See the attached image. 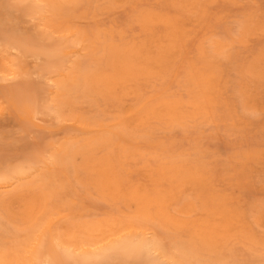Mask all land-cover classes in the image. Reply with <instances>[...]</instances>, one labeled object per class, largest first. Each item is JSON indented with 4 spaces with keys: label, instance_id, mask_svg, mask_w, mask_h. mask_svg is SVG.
Listing matches in <instances>:
<instances>
[{
    "label": "rangeland",
    "instance_id": "1",
    "mask_svg": "<svg viewBox=\"0 0 264 264\" xmlns=\"http://www.w3.org/2000/svg\"><path fill=\"white\" fill-rule=\"evenodd\" d=\"M0 264H264V0H0Z\"/></svg>",
    "mask_w": 264,
    "mask_h": 264
},
{
    "label": "bare ground",
    "instance_id": "2",
    "mask_svg": "<svg viewBox=\"0 0 264 264\" xmlns=\"http://www.w3.org/2000/svg\"><path fill=\"white\" fill-rule=\"evenodd\" d=\"M38 2V1H37ZM16 73V72H15ZM132 85V84H131ZM88 100V99H87Z\"/></svg>",
    "mask_w": 264,
    "mask_h": 264
}]
</instances>
